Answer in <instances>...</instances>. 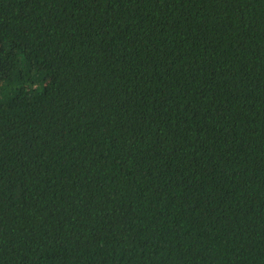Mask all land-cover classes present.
Here are the masks:
<instances>
[{"label":"trees","instance_id":"16d2710c","mask_svg":"<svg viewBox=\"0 0 264 264\" xmlns=\"http://www.w3.org/2000/svg\"><path fill=\"white\" fill-rule=\"evenodd\" d=\"M0 264H264V0H0Z\"/></svg>","mask_w":264,"mask_h":264}]
</instances>
